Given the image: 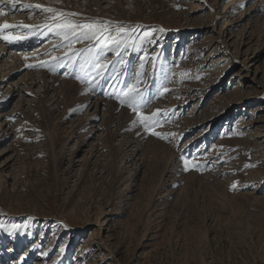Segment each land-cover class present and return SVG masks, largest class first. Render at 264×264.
Returning a JSON list of instances; mask_svg holds the SVG:
<instances>
[{
  "label": "rangeland",
  "instance_id": "obj_1",
  "mask_svg": "<svg viewBox=\"0 0 264 264\" xmlns=\"http://www.w3.org/2000/svg\"><path fill=\"white\" fill-rule=\"evenodd\" d=\"M0 12V264H264V0Z\"/></svg>",
  "mask_w": 264,
  "mask_h": 264
},
{
  "label": "snow or ice",
  "instance_id": "obj_2",
  "mask_svg": "<svg viewBox=\"0 0 264 264\" xmlns=\"http://www.w3.org/2000/svg\"><path fill=\"white\" fill-rule=\"evenodd\" d=\"M10 2L13 4V7H15V0H10ZM32 7V6H29ZM36 8H40V5H35ZM47 12H52V13H57V10L54 8H46L44 9ZM0 14H3L2 12H0ZM57 15L59 17H61V20L59 23H56L54 25V27L58 28V29H67L68 31H66L63 35V39L68 40L69 35H75V32L77 29H82L84 30L83 35L86 39L92 40V39H100L101 37H103L104 33L108 31V29L106 27H97L96 24H89V23H85V24H76L73 23L72 21L69 20H64L63 17L65 16H71V15H76L75 13H57ZM2 28H10V27H14L13 25H9L7 23H5L4 25L0 26ZM124 29L122 28H118L117 32H123ZM59 34V33H58ZM145 35H147V33H145ZM4 39H16V37H8V36H4ZM79 39V38H78ZM109 39H111V37H109ZM112 43L115 44L117 43V41L115 39H112ZM89 51H91V49H88ZM77 54L76 51L72 52V56H75ZM29 67H32V65H29ZM108 67V62L104 61L101 62L96 69L97 75H101L103 73V71ZM121 104H128L129 106H131L133 108V111H137V105L139 104L140 100L142 99L141 94L139 93V91L136 89L135 85L130 86L128 88V90L124 93H122V96L119 97ZM155 115V113L153 114ZM139 118H140V123L144 125V127L146 129L150 128V124L149 121L152 119L151 116H146L143 115L142 113L139 114ZM154 135L160 136V133H153ZM185 169L187 170L188 168V161L185 160Z\"/></svg>",
  "mask_w": 264,
  "mask_h": 264
},
{
  "label": "bare ground",
  "instance_id": "obj_3",
  "mask_svg": "<svg viewBox=\"0 0 264 264\" xmlns=\"http://www.w3.org/2000/svg\"><path fill=\"white\" fill-rule=\"evenodd\" d=\"M55 44V43H54ZM56 44H59L58 42Z\"/></svg>",
  "mask_w": 264,
  "mask_h": 264
}]
</instances>
